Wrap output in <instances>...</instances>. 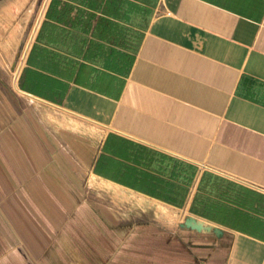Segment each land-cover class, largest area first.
<instances>
[{"label":"crops","instance_id":"obj_1","mask_svg":"<svg viewBox=\"0 0 264 264\" xmlns=\"http://www.w3.org/2000/svg\"><path fill=\"white\" fill-rule=\"evenodd\" d=\"M14 92L18 173L53 164L25 103L60 108L104 129L94 177L221 231L172 264L264 263V0H48Z\"/></svg>","mask_w":264,"mask_h":264},{"label":"rangeland","instance_id":"obj_2","mask_svg":"<svg viewBox=\"0 0 264 264\" xmlns=\"http://www.w3.org/2000/svg\"><path fill=\"white\" fill-rule=\"evenodd\" d=\"M46 1L0 0V106L6 110ZM25 106L36 141L52 157L45 169L52 171L29 175L11 164L12 145L18 154L20 141L6 111L9 133L5 147L0 143V264H172V236L190 216L91 174L104 131L100 125L39 101Z\"/></svg>","mask_w":264,"mask_h":264},{"label":"water","instance_id":"obj_3","mask_svg":"<svg viewBox=\"0 0 264 264\" xmlns=\"http://www.w3.org/2000/svg\"><path fill=\"white\" fill-rule=\"evenodd\" d=\"M181 227L190 228L198 232H211L213 231L216 235H220L221 231L211 225L205 224L203 221H200L192 216L188 217L184 223H181Z\"/></svg>","mask_w":264,"mask_h":264},{"label":"bare ground","instance_id":"obj_4","mask_svg":"<svg viewBox=\"0 0 264 264\" xmlns=\"http://www.w3.org/2000/svg\"><path fill=\"white\" fill-rule=\"evenodd\" d=\"M48 1V0H47ZM44 9V8H43ZM26 51H27V49H26ZM26 51H25V53H26Z\"/></svg>","mask_w":264,"mask_h":264}]
</instances>
